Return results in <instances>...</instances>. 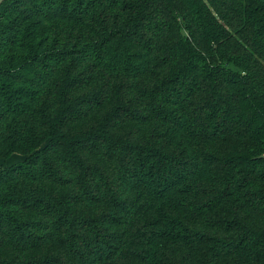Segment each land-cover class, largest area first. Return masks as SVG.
I'll use <instances>...</instances> for the list:
<instances>
[{
    "label": "trees",
    "instance_id": "16d2710c",
    "mask_svg": "<svg viewBox=\"0 0 264 264\" xmlns=\"http://www.w3.org/2000/svg\"><path fill=\"white\" fill-rule=\"evenodd\" d=\"M0 264H264V0H4Z\"/></svg>",
    "mask_w": 264,
    "mask_h": 264
},
{
    "label": "crops",
    "instance_id": "0c3cea01",
    "mask_svg": "<svg viewBox=\"0 0 264 264\" xmlns=\"http://www.w3.org/2000/svg\"><path fill=\"white\" fill-rule=\"evenodd\" d=\"M14 160L15 161L20 160V157L19 156H15ZM15 161H13V162H15Z\"/></svg>",
    "mask_w": 264,
    "mask_h": 264
},
{
    "label": "rangeland",
    "instance_id": "374dc122",
    "mask_svg": "<svg viewBox=\"0 0 264 264\" xmlns=\"http://www.w3.org/2000/svg\"><path fill=\"white\" fill-rule=\"evenodd\" d=\"M16 162V164H18L19 162H20V160H17V161H15Z\"/></svg>",
    "mask_w": 264,
    "mask_h": 264
},
{
    "label": "water",
    "instance_id": "95a60500",
    "mask_svg": "<svg viewBox=\"0 0 264 264\" xmlns=\"http://www.w3.org/2000/svg\"><path fill=\"white\" fill-rule=\"evenodd\" d=\"M4 0H0V4L3 2Z\"/></svg>",
    "mask_w": 264,
    "mask_h": 264
}]
</instances>
